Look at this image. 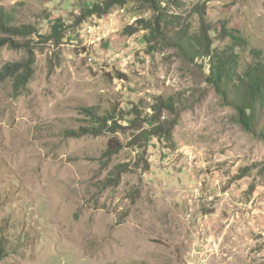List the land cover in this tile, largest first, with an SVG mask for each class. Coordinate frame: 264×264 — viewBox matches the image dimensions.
Wrapping results in <instances>:
<instances>
[{"label":"rangeland","instance_id":"374dc122","mask_svg":"<svg viewBox=\"0 0 264 264\" xmlns=\"http://www.w3.org/2000/svg\"><path fill=\"white\" fill-rule=\"evenodd\" d=\"M106 1L0 0L14 25L48 36L57 23L62 37L29 38L21 93L1 71L26 53L0 48V264H264V141L207 67L164 43L205 25L250 69L264 60V0L163 2L179 24L159 39L129 34L150 8ZM94 5L106 13L82 19ZM92 111L116 132L69 134L94 126ZM160 125L170 134L144 140ZM111 140L122 148L107 156Z\"/></svg>","mask_w":264,"mask_h":264},{"label":"trees","instance_id":"16d2710c","mask_svg":"<svg viewBox=\"0 0 264 264\" xmlns=\"http://www.w3.org/2000/svg\"><path fill=\"white\" fill-rule=\"evenodd\" d=\"M140 3L154 12L150 20H137L136 28H129V34L137 32L139 29L149 32V36L154 39L162 38L161 26H176L179 24L178 16L167 15L163 12L162 4L177 3V0H132ZM120 0H108L104 3V8ZM159 12V13H157ZM84 18L92 15L101 17L105 10L98 5L87 8L82 11ZM187 28V27H186ZM202 25L198 32H190L187 29H180L172 40L164 42L178 49V52L184 59L190 61H200L209 70L208 81L213 84L215 92L220 96L225 106L232 107L236 111V121L240 127L252 136L264 141V60H261L256 66L241 71L237 55L230 49L213 48V37L209 30ZM61 27L57 23L51 27L48 36H39L37 29L32 25H14L11 16L7 14L0 6V48L7 47L11 50H23L26 53V59L17 63L6 65L1 73L13 79V91L21 93L31 81L35 63V40L29 38L41 37L42 42L47 43L54 40V45L61 44ZM37 44V43H36ZM173 108L166 102L159 101L156 108ZM90 116L95 123L94 126L81 128L78 133H69L75 136H99L107 132H116L117 123L114 115L99 117L95 112ZM112 125L108 126V122ZM171 126L164 127L160 125L149 131L144 140L154 135L160 136L162 133L170 134ZM121 145L116 140L108 142L106 155L111 156L121 149ZM117 177V173H116ZM0 250H2L0 248Z\"/></svg>","mask_w":264,"mask_h":264}]
</instances>
